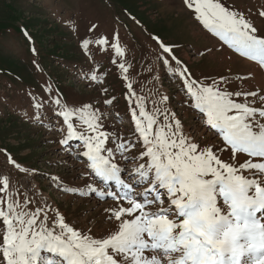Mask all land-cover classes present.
Returning a JSON list of instances; mask_svg holds the SVG:
<instances>
[{
    "label": "snow or ice",
    "instance_id": "snow-or-ice-1",
    "mask_svg": "<svg viewBox=\"0 0 264 264\" xmlns=\"http://www.w3.org/2000/svg\"><path fill=\"white\" fill-rule=\"evenodd\" d=\"M183 2L201 30L217 41L207 52H221L233 63H253L255 73L264 76V27L253 18L264 24V7L253 14L234 0ZM153 39L170 78L181 81L182 106L217 142L198 141L175 111L156 106L155 100L147 110L145 97L127 82L124 62L118 68L127 82L124 99L134 139L106 126L107 114L91 102L70 106L58 89L53 96L47 86L49 107L62 121L58 143L84 166L80 177L88 182L81 189L65 186L55 175L47 179L58 192L98 204L113 202L104 209L105 222L116 227L99 236L91 227L77 229L35 183L21 181V193L10 175L0 173V264H264V85L251 86L256 78L251 69L233 74L229 67L228 74L193 77L175 56V46ZM93 44L101 52L110 47L116 57L126 56L118 32L111 40H82L81 51L90 59ZM90 79L102 83L95 72ZM32 99L34 120L43 126L44 103ZM114 100L103 104L111 106ZM169 101L160 93L159 104ZM74 140L82 151L73 150ZM8 163L19 173L38 174L10 154ZM50 213L55 214L51 219Z\"/></svg>",
    "mask_w": 264,
    "mask_h": 264
},
{
    "label": "rangeland",
    "instance_id": "rangeland-1",
    "mask_svg": "<svg viewBox=\"0 0 264 264\" xmlns=\"http://www.w3.org/2000/svg\"><path fill=\"white\" fill-rule=\"evenodd\" d=\"M234 4L255 14L264 7V0H234ZM253 18L258 27H264L259 19ZM93 25L95 31L89 32ZM114 31L120 35L125 57H116L110 47L109 51L101 52L95 44L90 46L91 59L81 51L82 40L101 36L111 40ZM153 37L175 46V56L193 77L228 74L229 67L233 74L247 73L250 69L255 73L256 66L252 63L243 60L233 63L221 52L206 51L214 48L217 41L201 30L183 0H0V173L10 175L21 193L24 192L21 181H32L37 191L60 209L66 222L84 231L91 227L97 236L116 227L105 222L104 209L113 202L98 204L95 199L58 192L47 179L55 175L65 186L81 189L88 182L80 177L79 170L84 166L58 143L62 138L59 132L62 121L53 115L54 106L49 107L51 98L45 88L50 86L53 96L58 89L70 106L91 102L107 114L106 126H114L125 138L134 139L124 99L126 83L131 82L137 94L145 97L147 110H152L155 100L156 106L175 111L185 131L198 141L216 143L212 133H205L191 111L182 106L181 81L171 79L167 67L157 58L161 49ZM113 59L117 64L111 63ZM119 62L129 69L127 82L118 68ZM171 66L176 67L174 61ZM93 72L102 83L91 81ZM255 76L251 86L264 85V76L259 73ZM160 93L170 97L167 105L159 104ZM33 96L44 103L43 126L34 120ZM113 96L111 106L103 104V100ZM117 114L125 117L118 118ZM71 144L74 151L83 150L79 143ZM8 154L20 165L38 170V174L32 177L19 173L8 163ZM54 215L50 213V219Z\"/></svg>",
    "mask_w": 264,
    "mask_h": 264
},
{
    "label": "bare ground",
    "instance_id": "bare-ground-1",
    "mask_svg": "<svg viewBox=\"0 0 264 264\" xmlns=\"http://www.w3.org/2000/svg\"><path fill=\"white\" fill-rule=\"evenodd\" d=\"M248 64V63H247Z\"/></svg>",
    "mask_w": 264,
    "mask_h": 264
}]
</instances>
